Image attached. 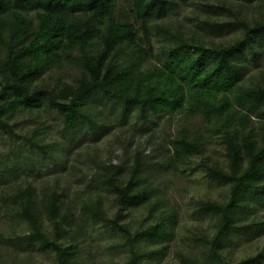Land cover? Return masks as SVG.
<instances>
[{
	"label": "trees",
	"instance_id": "1",
	"mask_svg": "<svg viewBox=\"0 0 264 264\" xmlns=\"http://www.w3.org/2000/svg\"><path fill=\"white\" fill-rule=\"evenodd\" d=\"M3 138L0 264H264V0H0Z\"/></svg>",
	"mask_w": 264,
	"mask_h": 264
},
{
	"label": "rangeland",
	"instance_id": "2",
	"mask_svg": "<svg viewBox=\"0 0 264 264\" xmlns=\"http://www.w3.org/2000/svg\"><path fill=\"white\" fill-rule=\"evenodd\" d=\"M187 12V11H185ZM184 12V13H185ZM184 15H180V18H183ZM183 22L187 24H192L191 19L183 18ZM175 122V121H174ZM162 128H167L170 131V126L167 120H162ZM111 137V136H110ZM110 137H107L104 140V143L108 144ZM9 144V141H6L4 138L0 139V145H3L5 147ZM105 144V145H106ZM118 144H116L113 148V151L110 153H105L106 156L113 159L114 163H117L120 161V156H122V151L118 150ZM108 146L105 148L107 149ZM72 162V161H71ZM197 180V179H196ZM196 180L194 182V185L191 187V192H182L181 184L177 182L176 187H174L170 182H167L168 185V193L171 195L172 198H176L178 200V204L181 210V218H182V225H181V232L184 234L188 233V228H191L193 225H196L197 223H203L204 226H209L210 219L204 218L201 219L198 216L192 215V202L190 200L191 195H197V196H209L211 198L215 199H223L224 197V187H216L209 184L206 180H199L196 183ZM178 181V180H177ZM201 219V221H200ZM264 244V237L259 239H254L250 241H244L237 252L236 257H244L248 254H252L255 251H257V248L262 246ZM33 256L35 258V264H56L54 254L52 252H43V251H34ZM20 257H23L21 255ZM119 261V259H118ZM180 257L177 256L176 252L174 250H171L170 254L167 256V258L164 260L163 264H180L181 262Z\"/></svg>",
	"mask_w": 264,
	"mask_h": 264
}]
</instances>
